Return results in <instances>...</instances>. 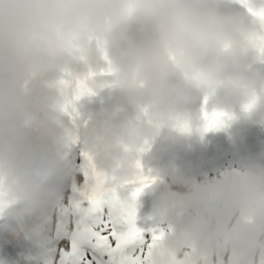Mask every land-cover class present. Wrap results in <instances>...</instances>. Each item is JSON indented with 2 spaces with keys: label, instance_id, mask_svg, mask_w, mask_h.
I'll return each instance as SVG.
<instances>
[{
  "label": "clouds",
  "instance_id": "clouds-1",
  "mask_svg": "<svg viewBox=\"0 0 264 264\" xmlns=\"http://www.w3.org/2000/svg\"><path fill=\"white\" fill-rule=\"evenodd\" d=\"M249 8L264 0H0V219L24 226L39 264H77L100 208L118 233L133 210L162 233L141 264H264V152L199 179L157 162L264 127V21ZM205 113L223 114L208 131Z\"/></svg>",
  "mask_w": 264,
  "mask_h": 264
},
{
  "label": "bare ground",
  "instance_id": "bare-ground-1",
  "mask_svg": "<svg viewBox=\"0 0 264 264\" xmlns=\"http://www.w3.org/2000/svg\"><path fill=\"white\" fill-rule=\"evenodd\" d=\"M234 132L236 133L235 140H229L226 136L225 143L217 145L219 155L210 158L205 165H202L195 175L196 178L199 179L204 174L211 176L217 170L226 167H235L241 158L264 152V127L247 124L238 126ZM71 156L74 162L78 163L81 160L78 151H71ZM82 185L83 176L74 175L64 190L65 197H70L73 189L82 187ZM7 221L8 218L0 219V264H36L32 256L35 245L26 234L25 228H18L17 232H12ZM59 247L66 250L69 243L61 242ZM35 252L38 253V250L34 251L36 256ZM83 252L86 253L85 260L90 261L91 264H110V257L101 249L87 245ZM36 260L38 263L37 258Z\"/></svg>",
  "mask_w": 264,
  "mask_h": 264
},
{
  "label": "snow or ice",
  "instance_id": "snow-or-ice-1",
  "mask_svg": "<svg viewBox=\"0 0 264 264\" xmlns=\"http://www.w3.org/2000/svg\"><path fill=\"white\" fill-rule=\"evenodd\" d=\"M240 3H246V0H240ZM248 11L254 15H258L261 20L264 21V10H261L259 13H255L252 8H249ZM222 115L223 114L221 113H212L211 116H209L208 113H205V118L209 120L208 127L205 130H211ZM144 179L146 180L147 178ZM142 190L143 188H137L132 193L133 198L138 197ZM92 203L95 205L97 202L92 200ZM125 222L129 225V227L127 230L118 233L115 226L105 220L103 209L100 208V218L97 222L100 226L98 229L99 237L94 239L90 243V246L103 250L110 257V264H141V261H137V256L142 258L146 249L151 247L154 240L161 238L162 233L137 227L135 224L134 210L126 217ZM129 248L134 249L130 260L127 257H124L119 261L113 258L112 252L115 249L128 251ZM85 256L86 253L83 252L79 257L77 264H91L90 261L85 260Z\"/></svg>",
  "mask_w": 264,
  "mask_h": 264
},
{
  "label": "rangeland",
  "instance_id": "rangeland-1",
  "mask_svg": "<svg viewBox=\"0 0 264 264\" xmlns=\"http://www.w3.org/2000/svg\"><path fill=\"white\" fill-rule=\"evenodd\" d=\"M61 242L64 243V244H68V241H67L66 239L63 240V241H61ZM35 250H38V249L36 248V246L33 248L32 256H33V260L36 262V264H38L39 261H38V263H37V260H36V258H37V252H35L36 256L34 255V251H35Z\"/></svg>",
  "mask_w": 264,
  "mask_h": 264
}]
</instances>
